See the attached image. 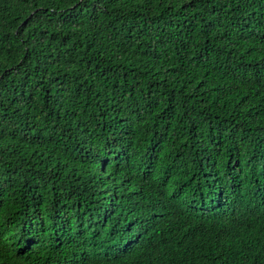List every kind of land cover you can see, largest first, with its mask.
<instances>
[{
  "label": "trees",
  "instance_id": "trees-1",
  "mask_svg": "<svg viewBox=\"0 0 264 264\" xmlns=\"http://www.w3.org/2000/svg\"><path fill=\"white\" fill-rule=\"evenodd\" d=\"M110 199L140 244L86 234ZM160 242L264 264V0H0V264Z\"/></svg>",
  "mask_w": 264,
  "mask_h": 264
},
{
  "label": "clouds",
  "instance_id": "clouds-1",
  "mask_svg": "<svg viewBox=\"0 0 264 264\" xmlns=\"http://www.w3.org/2000/svg\"><path fill=\"white\" fill-rule=\"evenodd\" d=\"M110 199L102 206L104 212L101 216H94L95 225L86 230L89 236L97 237H121L123 242L116 251H122L130 246L140 244L149 234L148 228L153 222V214L149 210L139 211L140 214L145 213L147 220L143 222L137 218L136 213L113 211V204ZM109 220L111 223H108ZM161 251L156 254H149L152 257L145 258L148 255L131 258L122 264H183V257L190 256L193 252H186L182 249L174 250L164 243H159ZM94 255H104L105 252H95ZM170 256H174L170 258ZM143 258V259H142ZM78 260L75 259H58L52 261L53 264H75ZM194 264V263H193Z\"/></svg>",
  "mask_w": 264,
  "mask_h": 264
}]
</instances>
